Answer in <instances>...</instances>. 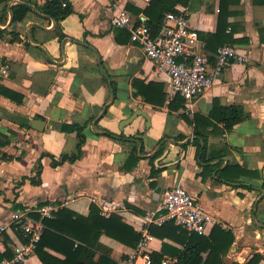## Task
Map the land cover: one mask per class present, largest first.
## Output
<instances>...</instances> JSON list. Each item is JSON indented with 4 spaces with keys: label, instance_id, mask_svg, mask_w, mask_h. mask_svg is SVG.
Here are the masks:
<instances>
[{
    "label": "crops",
    "instance_id": "obj_1",
    "mask_svg": "<svg viewBox=\"0 0 264 264\" xmlns=\"http://www.w3.org/2000/svg\"><path fill=\"white\" fill-rule=\"evenodd\" d=\"M46 1L0 0V29L6 32L0 37V68L8 67L0 82V224L23 205L62 203L86 216L93 203L103 217L116 215L141 237L148 235L150 254L180 264L192 234L175 223L172 230L145 221L150 212L162 214L164 192L180 186L234 236L225 264H246L254 254L264 264V0H188L176 7L198 32L197 51L210 72L224 43L247 57L226 65L189 108L178 110L168 107L174 98L168 76L156 72L130 34L118 36L121 28L111 24L121 11L146 21L142 11L150 1L68 0L73 13L60 23L62 40L55 34L56 22L35 7ZM18 4L30 11L13 25L10 8ZM12 33L18 40L12 41ZM147 84L154 85V94L166 96L163 106L137 93ZM233 106L246 117L227 130L219 113ZM136 111L149 120L139 115L121 128ZM108 132L132 138L115 140ZM78 133L85 137L80 156L53 166L52 158L77 152ZM198 136L205 137V142L198 139L205 147L204 162L193 142ZM38 179L39 185L32 184ZM135 248L102 234L94 261L106 256L117 264ZM24 264L42 262L33 253Z\"/></svg>",
    "mask_w": 264,
    "mask_h": 264
},
{
    "label": "trees",
    "instance_id": "obj_2",
    "mask_svg": "<svg viewBox=\"0 0 264 264\" xmlns=\"http://www.w3.org/2000/svg\"><path fill=\"white\" fill-rule=\"evenodd\" d=\"M238 0H235L237 2ZM188 0H151L149 6L142 11L147 18L146 21L140 23L148 26L153 34L157 33L164 20L166 13L172 12L179 14L180 10L176 7L178 5H186ZM255 2H259L255 0ZM36 9L56 22L55 34L62 40L66 37V34L61 29L60 23L73 13V8L68 0H49L42 5L35 4ZM11 11V24H16L23 20L25 15L30 11L28 5H15L10 8ZM141 11L136 10L135 14H140ZM2 21L0 16V22ZM117 35L125 38H129V33L126 30L118 29ZM5 30L0 29V37L5 34ZM116 41H119L117 39ZM14 42L18 40L17 34L12 33ZM225 45L222 44V46ZM216 52V51H215ZM103 82L107 84V78L103 77ZM112 92H115L113 83L110 84ZM153 86V87H152ZM153 84H147L138 89L137 93L142 96L145 102L154 106L161 107L166 103V96L164 94H154ZM168 107L173 110L184 108V99L175 96L168 102ZM220 116L218 120L224 124L227 130H230L233 125L242 121L246 115L241 107H223L220 110ZM65 130L66 128L63 127ZM80 132L81 128H76ZM109 137L115 140H123L132 138L124 137L123 135L116 136L111 133H106ZM193 140L197 147V155L201 162L205 160V147H202V143L198 139L205 142V137L198 136ZM85 137L81 133H78L77 152L71 156L63 155L60 160H54L52 158V165H60L66 161L74 162L80 156L81 145L84 143ZM136 154V145L132 149L133 163L136 164L138 157ZM230 167L225 171L230 172ZM249 174L244 171L242 174ZM36 176H40V170L36 171ZM32 184L39 185L40 180H32ZM42 203L40 205H43ZM34 220H39V215L34 213L31 215ZM44 230L41 234L40 240L35 246V255L42 262V264H115L106 256H101L98 262L94 261V249L97 246L98 239L102 234H105L120 243H123L129 247H136L141 240V235L136 233L130 226L123 223L121 218L116 215H111L108 218L103 217L100 214L98 207L91 203L89 205V212L86 216L78 214L68 207H61L53 213V217L50 219H43ZM152 228L159 229H172L176 230L174 222H167L160 227L153 226ZM151 228V233L153 229ZM185 230V229H184ZM186 231V230H185ZM4 242L0 243V261L3 258H11L13 256L12 250L8 246L9 241L17 246H23L28 242V237L19 234L14 231L13 227L8 228L4 233ZM234 241V236L230 231L223 230L220 226L215 225L209 236L192 234L190 242L186 244V248L182 253L180 264H225L223 262V256H225ZM77 243V246H75ZM46 249H50L55 253L63 256L59 258ZM207 252L206 258H203L202 254ZM152 264H161L162 255L159 253H151ZM261 257L258 254H254L246 264H259ZM238 264V263H231Z\"/></svg>",
    "mask_w": 264,
    "mask_h": 264
},
{
    "label": "built area",
    "instance_id": "obj_3",
    "mask_svg": "<svg viewBox=\"0 0 264 264\" xmlns=\"http://www.w3.org/2000/svg\"><path fill=\"white\" fill-rule=\"evenodd\" d=\"M151 0H146L149 2ZM111 24L116 28L126 29L131 42L141 45L145 56L154 64L156 72H164L169 78V97L179 96L184 99V106L189 108L195 98L209 89L223 68L232 61L244 62L247 57L231 46L219 47L215 52V66L209 71L206 58L198 53V32L190 28L185 13H166L160 30L153 34L152 30L139 22L137 17L125 11L111 18ZM264 70V64H262ZM8 75V67L0 68V82ZM63 207L62 203L48 202L43 205L10 213L8 220L0 224V243L4 242L5 231L13 227L14 231L28 237L23 246L9 244L13 256L4 258L0 264H24L35 251L36 243L44 230L43 219H50L53 213ZM160 210L156 215L150 212L146 224L162 226L174 222L190 234L205 235L210 227L219 222L208 214L185 188L172 187L164 192ZM38 214L39 220L31 215ZM149 236L142 237L131 255L118 260L117 264H152L151 255L145 250ZM161 264H175L174 261L162 260Z\"/></svg>",
    "mask_w": 264,
    "mask_h": 264
},
{
    "label": "water",
    "instance_id": "obj_4",
    "mask_svg": "<svg viewBox=\"0 0 264 264\" xmlns=\"http://www.w3.org/2000/svg\"><path fill=\"white\" fill-rule=\"evenodd\" d=\"M139 115L143 116L147 121L149 120V117H148V115L146 113L140 112V111H136L129 118H127L126 120H123L121 122L122 124H121L120 127L122 128L124 126H127V125L131 124L132 121Z\"/></svg>",
    "mask_w": 264,
    "mask_h": 264
}]
</instances>
